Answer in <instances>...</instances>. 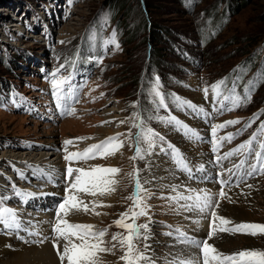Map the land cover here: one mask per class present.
<instances>
[{
	"label": "rangeland",
	"instance_id": "rangeland-1",
	"mask_svg": "<svg viewBox=\"0 0 264 264\" xmlns=\"http://www.w3.org/2000/svg\"><path fill=\"white\" fill-rule=\"evenodd\" d=\"M107 1L0 0V57L21 53L22 59L27 60L25 66L14 63L13 69L0 61L1 74L8 73L6 77L0 75V179L6 185V188L0 185L2 206L15 212L26 206L19 187L32 188L43 195L55 186V191L61 187L60 194H64L61 200L62 195L56 197L58 202H45L41 207L44 196L40 203L34 200L28 203L30 209L38 204L35 207H39L41 217L37 210H30L32 216L25 225L19 224L18 232L0 224V238H5L7 243L4 245L17 248L19 241L12 240L20 235L17 233L30 242L28 249L47 242L52 245L51 239L43 238L51 237L58 204L67 195L69 163L62 156L65 141L82 144L84 140H92L79 149L83 152L109 137H118L123 142L118 164L112 162L113 155L71 164L73 168L89 170L108 163L109 168L120 169L114 176L118 181L115 191L109 194L113 199L108 200V194L102 197V203L110 205L101 208L99 217L103 219L83 222L94 225L95 229H107L104 246L112 248V252L99 254L101 264H124L121 257L126 249L113 241L112 236L126 232L114 221L133 207L127 197L137 189L135 179L129 174L137 171L142 188L139 198L146 215L139 216L135 223L147 225L141 228L140 238L134 240L138 251L146 257L140 264H173L182 259H196L200 249L193 246L192 240L206 239L226 254L264 251V234L220 231L219 220L214 235L200 234L202 222L212 221L211 211L232 222L224 227L240 223L264 225V174L260 171L264 167V150L260 148L264 144V135H260V126L264 125V0H232L230 4L237 12L231 17V12H222L227 0H117L112 3L115 5L112 9ZM69 5L71 10H66ZM57 12L61 15L65 12L66 16L58 17ZM141 22L153 24L156 37L161 39L157 48L163 61L158 66L152 60H145L150 47L144 43L145 34L138 32L134 38L130 37L132 28ZM117 23L125 24V30ZM76 51L84 64L79 65L82 75L79 77L71 68ZM243 62L251 65L249 70L242 68ZM147 63L152 67L149 72ZM237 71L239 75H235ZM53 72L68 78L59 102L50 83ZM229 72L232 83H224L217 95L212 86L225 82ZM241 84L245 86L234 92V87ZM236 96L240 97L239 106H233ZM248 96L250 99H246ZM154 101H161L164 107H158ZM138 102L142 111L136 107ZM72 108L75 114H67ZM203 114L211 117L206 119ZM255 114L262 117L258 123H254ZM228 121L239 123L215 129L213 136L215 126ZM105 128L112 134L108 135ZM142 131L156 135L137 144ZM229 135L234 136L230 142L221 139ZM253 136L256 139L250 152L224 158ZM137 148L142 158H134ZM55 150L62 161L59 171L57 167L33 162H28L24 170L19 168V161L2 160L4 153L12 156L24 151L37 154ZM177 151L182 152L180 156L188 170L177 164ZM151 152L158 159H167L174 170L172 177L177 179L155 180L156 172L151 169L154 166H150L155 156L150 158ZM242 161L237 169L236 165ZM57 171L61 183L56 185L54 172ZM180 175L185 180H182L184 185L178 186ZM33 181L48 184L35 188ZM193 185L197 193L209 194L213 205L218 207L203 212L198 208L189 210V200L180 197L189 193L191 196ZM221 192L225 193L223 198ZM77 195L86 199L84 193ZM82 215L74 212L68 219L78 223L76 220ZM37 222L45 223L48 236L43 233L45 230L37 236ZM50 248L56 252L53 246Z\"/></svg>",
	"mask_w": 264,
	"mask_h": 264
},
{
	"label": "snow or ice",
	"instance_id": "snow-or-ice-1",
	"mask_svg": "<svg viewBox=\"0 0 264 264\" xmlns=\"http://www.w3.org/2000/svg\"><path fill=\"white\" fill-rule=\"evenodd\" d=\"M118 47V45H117ZM52 79L50 81L53 95L56 96L59 102L62 99L61 91L63 85L68 83L67 77H60L58 72H53L50 74ZM224 81L218 82L212 86L213 92L219 95V89L224 85ZM207 95L208 89H204ZM159 95V93H156ZM235 95V93H233ZM250 99V96L246 97ZM187 103V102H184ZM240 97L236 96L233 101V106H239ZM195 108L196 106L190 105ZM202 111V109H201ZM67 114H75V109H69ZM239 123V121H228L226 124L216 125L213 129V136L216 135L215 129H221L228 125ZM135 126V125H134ZM260 135H264V125H261ZM156 134L148 132L146 135L144 131L140 133L137 137V144L141 139H148V136H154ZM234 138L233 135L221 138L226 139L229 142ZM256 139L253 136L250 140L241 144L238 149L234 150L225 155V159L237 155L243 152H250L252 150L253 141ZM74 141L67 140L65 144V156L64 159L69 162V166L66 169V176L69 180V186L66 189L67 195L58 204L57 210L55 212V220L52 224L53 236L45 237L44 239H51L52 246L56 250L57 256L61 264H101L100 253H110L112 248L105 247L104 237L107 234V229H95L94 225L73 223L70 222L68 217L74 212H84L89 213L90 211L96 215L100 213L96 212V207H107L110 205L100 204L98 201L91 202V208L86 204L77 194L84 193L90 196H104L115 191L113 185L118 183L114 179V176L120 172L117 168H105L97 166L89 170L83 168H73L71 166L74 161H86L88 159H93L96 157L106 158L119 150L123 146V142L119 140L118 137H109L108 139L101 141L98 144H93L86 148L83 152H67V146L72 145ZM260 148L264 150V144L260 145ZM177 164L184 170L187 169L183 157L177 151ZM142 158L140 149L137 148V157ZM243 164L236 165L239 169ZM253 171L255 169L253 168ZM261 173L264 174V167L260 169ZM75 174V175H74ZM136 181V189L131 196L127 199L131 200L133 207L129 208L126 212L120 214V219L114 221V224L123 229L126 235L117 233L112 236L113 241H118L122 249H126L124 255L121 259L124 264H140V261L146 259V257L138 251L134 240L140 238L141 228H147V225H138L135 220L139 216L146 215L144 208L142 207V201L139 198V191L142 190L139 179L138 171L130 173ZM223 183V182H222ZM27 195H31L30 193ZM220 197H224V193H220ZM181 199H187L193 201L192 204L187 205V208L191 210L192 208H198L201 212L209 210L213 207H218V205H213L212 197L205 193L203 196L197 194L195 196L180 197ZM3 200L0 199V224H3L7 228H18L19 221L15 211L10 208L3 207ZM136 209H139L137 211ZM212 219V232L209 236L215 234L216 232V221L219 220L221 227L220 231L230 232L232 234L242 233L249 235L264 234V225L252 224V223H240L231 228L224 227L232 222L217 216L215 211L210 213ZM131 219V223L126 221ZM61 241L64 243L61 244ZM43 242V241H41ZM191 243L196 248L200 249V255L196 259H182L174 261L173 264H264V251L260 250H241L236 253L226 254L219 252L212 245L208 244L207 240L195 241L192 240ZM116 245L113 244V248Z\"/></svg>",
	"mask_w": 264,
	"mask_h": 264
},
{
	"label": "bare ground",
	"instance_id": "bare-ground-1",
	"mask_svg": "<svg viewBox=\"0 0 264 264\" xmlns=\"http://www.w3.org/2000/svg\"><path fill=\"white\" fill-rule=\"evenodd\" d=\"M70 7H71V5H69V6H67V8H66V10H71L70 9ZM69 8V9H68ZM105 113H107V111L105 112ZM109 113V112H108ZM198 126V125H197ZM200 127V126H199ZM104 131L105 132H107V134L108 135H111L112 134V132H111V130H108V128H105L104 129ZM107 135V136H108ZM92 140H90V141H85L84 140V143H82V144H79V143H77V142H75V143H73V145L70 147V149L69 150H67V152H80V150L79 149H81V147H84V146H87L88 144H89V142H91ZM99 143V142H98ZM52 149H54L53 147H52ZM55 152H56V150H55ZM53 152V153H51V152H49V153H47V152H45V151H40L39 153H37V154H34V153H31V152H29V151H24V152H22V153H19V154H14V155H12V156H10V155H7V154H3V158H2V160L3 161H5V162H8L9 160H14V161H19V168H22V169H24V170H26L27 168H28V162H33L34 163V165L35 164H44L45 166H47V165H49L48 166V168H58V171H59V168H60V164H61V162L62 161H59V158H60V155L56 152ZM120 152H121V148H119V150L115 153V155H113V157H114V161H112L113 163H116V161H117V164L119 163L118 161H119V159H120V157H121V154H120ZM18 153V152H17ZM152 153V152H151ZM182 152H180L179 154H181ZM198 153V152H197ZM65 154L66 153H64L62 156L64 157L65 156ZM153 154L154 153H152V155L150 156V158L151 157H154L153 158V165H150V166H154V168H151L154 172H156V176H155V180L158 182V181H160V180H162L163 182H168V180L169 179H171V177H172V172H174V170L171 168V166L169 165V163H168V161H167V159L165 160L164 158H160V159H158L157 157V155L156 154H154V156H153ZM192 154V153H191ZM149 155V154H148ZM112 156V155H111ZM191 156H193V157H197V156H195L194 154H192ZM54 158V159H53ZM103 160V158H101V157H96V158H93V159H88V160H90V161H94V160ZM107 159V158H106ZM105 159V160H106ZM109 159V158H108ZM156 160V161H155ZM74 162H81V161H74ZM154 162H155V164H154ZM163 163L162 164V166L159 164V163ZM69 163V162H68ZM113 165H115V164H113ZM69 166V165H68ZM31 167V166H30ZM105 168H109V166H108V163H106V166H104ZM62 168V167H61ZM55 171H56V169H55ZM58 171L57 172H54L57 176V181H55L56 182V185H57V182H60L58 179H59V177H60V175H58ZM43 172H45L44 170H43ZM153 172V173H154ZM49 173H50V171H49ZM172 173V174H171ZM65 174V173H64ZM47 175V174H46ZM154 175V174H153ZM37 176V175H36ZM48 176V175H47ZM50 176V175H49ZM64 176V175H63ZM175 176V175H174ZM181 176V175H180ZM177 177V176H176ZM40 178V177H39ZM42 178V177H41ZM46 178V177H45ZM173 178V177H172ZM175 178V177H174ZM174 178H173V180H174ZM175 179H177V178H175ZM182 180H185L184 179V177H182L181 176V178L180 179H178L177 180V182H178V186L180 185V184H182V185H184L183 183H182ZM29 181V180H28ZM162 181H160V182H162ZM52 182H54V180L52 181ZM175 182V181H174ZM173 182V183H174ZM61 183V182H60ZM171 183V182H170ZM176 183V182H175ZM4 185L5 186V188H6V185H5V182L3 183L2 182V180L0 179V185ZM42 184H43V182L41 181V182H39V181H36V183L33 181V183H32V185H35V188H37V187H39L40 185L42 186ZM48 183H46V182H44V184H43V186L44 185H47ZM30 185V184H29ZM181 185V186H182ZM28 186V185H27ZM54 186V185H53ZM115 185H113V187H114ZM34 187V186H33ZM45 187V186H44ZM52 187V186H51ZM172 187V186H171ZM4 188V189H5ZM54 188H55V186H54ZM54 188L52 189V188H50L49 190H47V192H44L43 193V195H41V192L40 191H35L34 189H32V188H29V189H22L21 187H19V189H21V191H22V197H24V203L26 204V206H21V209H19V210H16V215H17V219H18V221H19V224H22V225H25L26 224V220L27 219H30V218H28L30 215H31V213H30V210H37L36 212V214H39V212H38V209H39V207L37 206V207H35L36 205H38V204H36L34 207H32V209H30L29 207H31V205L28 207V203H32V200H34V202H36L37 203V201L40 203V201L43 199V196L45 197V200H48V199H51V201L50 200H48L49 202H58V198L56 199V200H54V201H52V199H54V198H56V197H58V196H60V195H62V194H60V193H62V190H61V188H59V187H56V191L54 190ZM178 189V188H177ZM258 189V188H257ZM16 190H17V188H16ZM175 190V189H174ZM262 190V189H261ZM177 192V191H176ZM31 194V195H27V194ZM195 193V192H194ZM177 194V193H176ZM48 195H51V196H48ZM64 195V194H63ZM83 194H81V196H82ZM85 195V194H84ZM108 196V200L110 199H113V197H111V195H107ZM188 196H190V193H189V195ZM64 196H62V198H63ZM102 197H104V196H100V195H97V196H95V197H93V196H90V195H86V199H84L83 201L86 203V204H88L89 205V207L91 208V202L92 201H98L100 204H103L102 203ZM48 198V199H47ZM105 198V197H104ZM243 198V197H242ZM60 200H61V196H60ZM59 200V201H60ZM48 201H47V203H48ZM191 200H189V202H190ZM250 201V200H249ZM253 201V200H252ZM106 202H108V201H106ZM243 203V202H242ZM253 203V202H252ZM109 204V203H108ZM103 205H105V204H103ZM253 205V204H252ZM245 206V205H244ZM25 207H27L26 209H25ZM247 207V206H246ZM101 208L102 207H96V209H95V211L96 212H98V213H100V211H101ZM105 208V207H104ZM108 208V207H107ZM243 209V208H242ZM103 210V209H102ZM52 212V211H51ZM34 213H35V211H34ZM44 213V212H43ZM244 213V212H243ZM46 214V213H45ZM76 214L77 215H80V214H83L81 217H80V219H77L76 221H78V223H82V224H84L83 222H93L94 220H97V218L99 217V215H96V214H94V213H92L91 211L89 212V213H84V212H76ZM34 215V214H33ZM47 215V214H46ZM46 215H45V217H46ZM234 215V214H233ZM32 216V215H31ZM30 216V217H31ZM34 217H35V215H34ZM37 217H38V215H37ZM39 217H41L40 216V214H39ZM100 219H103V217L102 216H100L99 217ZM244 218V217H243ZM32 219V218H31ZM42 219H43V215H42ZM46 219H48V218H46ZM36 220V219H35ZM44 220V219H43ZM29 221V220H28ZM30 222V221H29ZM47 222V221H46ZM31 223H33V222H31ZM38 223V222H37ZM38 227L36 228V230H37V236L39 235V233H41L42 231H44L43 233L45 234V235H49V231L46 229V225H45V223H42V224H40V223H38V225H37ZM20 227H21V225L18 227V228H15L16 229V232H18L19 230H17V229H20ZM21 230V229H20ZM3 231V230H2ZM1 232V231H0ZM17 234H20V235H16V236H14V237H16V238H14L12 235H14V234H12L11 235V237H13V242L14 243H17L18 241H19V244H18V247L17 248H8L6 245H4V242H5V238H0V264H61V262H60V260H59V258H58V256H57V253L55 252V251H53V249L51 250V248H50V246H52V245H48V242H47V244L45 243V245L42 243V245L41 246H34L33 248H30V249H28L29 247H31L30 245V242L27 240V238L23 235V234H21V233H17ZM2 235H3V233H2ZM49 236H53V233H50V235ZM2 237V236H1ZM41 239H42V237H41ZM44 239V238H43ZM6 240H8V239H6ZM41 241H44V240H41ZM47 241V240H46ZM51 241V240H50ZM49 241V242H50ZM238 242V241H237ZM6 243V242H5ZM64 242L63 241H61V244H63ZM7 244V243H6ZM26 245H28V246H26Z\"/></svg>",
	"mask_w": 264,
	"mask_h": 264
},
{
	"label": "trees",
	"instance_id": "trees-1",
	"mask_svg": "<svg viewBox=\"0 0 264 264\" xmlns=\"http://www.w3.org/2000/svg\"><path fill=\"white\" fill-rule=\"evenodd\" d=\"M108 2V7L110 8V9H112V6H115L114 4H112V3H114V2H118L117 0H108L107 1ZM232 0H227L226 1V6H225V9L222 11V12H225V10L227 11V12H231V14H230V17H231V15H233L234 13H236L237 12V9H236V11H235V9L232 7ZM229 16V15H228ZM117 25H118V27H120L121 29H123V31L125 30V28H126V25L124 24V25H122V23H117ZM128 32V31H127ZM126 32V33H127ZM138 32H141V33H144L145 34V36H144V43L145 42H147V43H149V48H148V52H147V56H146V58H145V60H148V62L149 61H153V65L154 66H158V64H159V61H163L162 59H161V56L160 55H158L159 53H160V49L159 48H157L159 45H161V43H160V41H161V39H159V38H157L156 37V35H155V30H154V25L153 24H149V23H139V24H137L136 26H135V28H132V33H131V38L133 37V35H135V34H137ZM134 38V37H133ZM154 43V46L152 45V44ZM152 45V46H151ZM21 59V60H20ZM0 61H3V63L5 62L6 63V65H7V67H9V68H12L13 69V64L14 63H17V64H23L24 66H25V63H26V61L27 60H23L22 59V57H21V53H16L15 55H11V56H5L4 58L3 57H0ZM246 63H248V62H243L242 63V68H245L246 70H249V67L251 66V65H245ZM1 66V65H0ZM2 68H0V70H1ZM150 70H152V67L149 65V63H147V71L149 72ZM148 72L144 75V78H146L147 77V74H148ZM231 72V71H230ZM228 73V75L227 76H225L224 77V79L225 80H229L230 79V77H231V75H232V73ZM238 72V71H237ZM237 72L235 73V75L237 74ZM247 74V72H245V75ZM0 75L1 76H7L8 75V73L7 74H4V75H2L1 74V72H0ZM6 100V99H5ZM140 102H141V98H140V100H139ZM256 117V116H255Z\"/></svg>",
	"mask_w": 264,
	"mask_h": 264
}]
</instances>
